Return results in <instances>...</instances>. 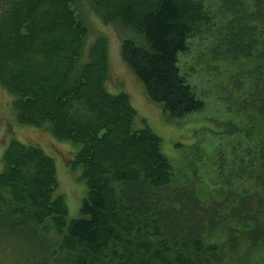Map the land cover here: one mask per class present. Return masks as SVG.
<instances>
[{
  "label": "trees",
  "instance_id": "16d2710c",
  "mask_svg": "<svg viewBox=\"0 0 264 264\" xmlns=\"http://www.w3.org/2000/svg\"><path fill=\"white\" fill-rule=\"evenodd\" d=\"M203 1L0 0V87L13 97L11 113L76 146L71 166L85 183L79 215L68 219L53 157L10 140L0 172L1 264L9 251L15 264H246L264 251V0H215L212 57L252 63L239 104L253 144L237 172L245 185L208 203L192 185L174 184L160 137L139 127L128 94L107 89L106 37L88 41V10L132 31L121 59L148 100L182 119L204 107L178 66L189 36L212 21Z\"/></svg>",
  "mask_w": 264,
  "mask_h": 264
},
{
  "label": "rangeland",
  "instance_id": "374dc122",
  "mask_svg": "<svg viewBox=\"0 0 264 264\" xmlns=\"http://www.w3.org/2000/svg\"><path fill=\"white\" fill-rule=\"evenodd\" d=\"M203 5L211 14L212 21L203 26L201 32L189 36L187 49L178 57V66L197 97L204 102V107L182 119L167 118L160 103L148 100L142 84L121 59V40L125 37L137 39L134 33L121 26L102 24L89 10L86 17L90 28L88 41L99 33L107 39V89L128 94L137 112L139 127L147 125L160 137L161 151L172 165L174 184L192 185L202 202L208 203L211 197L218 198V192L230 185L234 189L245 185L237 172L247 159L246 151L253 144V137L252 134L250 137L245 135L249 124L239 102L251 89L249 71L252 63L247 60H215L212 57L210 50L219 22L217 4L215 0H205ZM11 97L0 87V172L4 169L2 154L10 140L38 144L54 159L57 192L65 199L68 219L78 217L85 183L81 169L71 166L77 147L53 141L45 127L18 124L11 113ZM140 118L145 123H141ZM231 124L236 128L235 133H229ZM213 238L217 242L220 240L217 234ZM252 256L246 264H264V251ZM4 259L3 253L0 254V264ZM15 263L17 256L9 251L6 264Z\"/></svg>",
  "mask_w": 264,
  "mask_h": 264
}]
</instances>
